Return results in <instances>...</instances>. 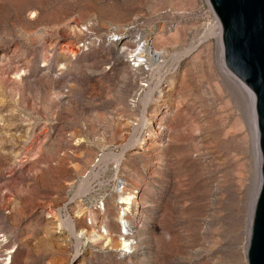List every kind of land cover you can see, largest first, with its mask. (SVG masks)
I'll use <instances>...</instances> for the list:
<instances>
[{"label":"rangeland","instance_id":"rangeland-1","mask_svg":"<svg viewBox=\"0 0 264 264\" xmlns=\"http://www.w3.org/2000/svg\"><path fill=\"white\" fill-rule=\"evenodd\" d=\"M216 20L0 0V264H247L255 157Z\"/></svg>","mask_w":264,"mask_h":264},{"label":"water","instance_id":"water-1","mask_svg":"<svg viewBox=\"0 0 264 264\" xmlns=\"http://www.w3.org/2000/svg\"><path fill=\"white\" fill-rule=\"evenodd\" d=\"M207 1L220 24L223 64L254 98L259 166L245 258L264 264V0Z\"/></svg>","mask_w":264,"mask_h":264},{"label":"bare ground","instance_id":"bare-ground-1","mask_svg":"<svg viewBox=\"0 0 264 264\" xmlns=\"http://www.w3.org/2000/svg\"><path fill=\"white\" fill-rule=\"evenodd\" d=\"M214 25L216 26L215 30H214V34H215V37H216V40H217L218 56H219L220 65H221L223 71L225 72V74L227 75V77L230 78L237 85V87L239 88V90L241 91L243 97L245 98V100L247 102L249 122H250V132H251L253 151H254V157H255L256 170H255L254 186H255V189H256V185H257V182H258L259 152H258V144H257V132H256V122H255V115H254V98H253V94L239 79H237L231 72H229L225 68V66L223 64V56H222L220 24L216 20L214 22ZM254 193L255 192H253V197H254ZM128 199H129L128 197L124 198V200L126 202H128L127 201ZM252 202H253V198H252V200L250 202L251 203L250 212H251ZM249 219H250V214H249ZM68 221H70V220H68ZM70 226H71V224H70ZM70 226H69V228H70ZM248 227H249V221H248ZM70 229H72V228H70ZM247 240H248V229H247L246 243H245V246L243 248L245 252H246V248H247Z\"/></svg>","mask_w":264,"mask_h":264}]
</instances>
